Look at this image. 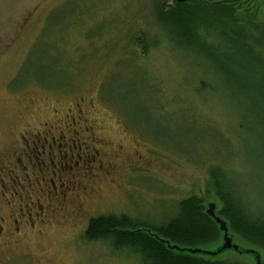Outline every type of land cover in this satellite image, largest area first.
I'll list each match as a JSON object with an SVG mask.
<instances>
[{"label": "rangeland", "instance_id": "374dc122", "mask_svg": "<svg viewBox=\"0 0 264 264\" xmlns=\"http://www.w3.org/2000/svg\"><path fill=\"white\" fill-rule=\"evenodd\" d=\"M213 1L185 2L195 34L181 35L158 17L170 0H0V264H141L86 240L88 220L126 214L159 224L189 195L220 216L213 165L228 172L251 213L264 210V75L221 35L241 33L264 56V0H228L224 11ZM67 112L88 119V131L72 125L80 134L72 154L93 152L95 176L78 177L84 187L61 217L31 223L27 208L44 203L42 177L68 175L15 161L23 134L57 117L64 133ZM19 182L25 198L11 199L9 184ZM20 213L15 229L10 215ZM228 235L238 250L210 258L255 264L245 252L252 248L264 261L263 249ZM222 241L221 231L204 249Z\"/></svg>", "mask_w": 264, "mask_h": 264}, {"label": "trees", "instance_id": "16d2710c", "mask_svg": "<svg viewBox=\"0 0 264 264\" xmlns=\"http://www.w3.org/2000/svg\"><path fill=\"white\" fill-rule=\"evenodd\" d=\"M186 1L168 6L163 3L158 12L160 21L164 20L166 24L174 25L181 35L194 33L187 26L184 17ZM213 2L219 11L227 10L228 0ZM221 35L236 47L244 49L249 58L259 65L264 75V56L255 52L245 42V37L241 33L228 36L221 32ZM227 174L228 172L218 165L208 168V176L221 199L219 215L225 220L230 232L264 250V210L251 213L250 204L235 191L233 181ZM220 232L218 224L206 213L201 197L189 195L180 199L174 213L159 224L141 222L126 214H101L91 217L85 227L84 237L88 241H106L114 250L131 252L138 256L141 264H243L210 258L208 255L191 254L167 246L204 249V245L216 241Z\"/></svg>", "mask_w": 264, "mask_h": 264}, {"label": "flooded vegetation", "instance_id": "af4514ba", "mask_svg": "<svg viewBox=\"0 0 264 264\" xmlns=\"http://www.w3.org/2000/svg\"><path fill=\"white\" fill-rule=\"evenodd\" d=\"M184 1L186 0H170V4ZM64 116L65 122L68 121V123H65V127L67 128L64 133H60L58 126L54 125V122L61 119V117H57L54 121L46 120L43 122L45 127L44 130L31 134L28 136L29 138L25 137L23 134V138L26 141V148L20 150L19 157H17L15 161L23 164V167H26L28 164L39 165L38 171L43 174L47 172L49 166H54L57 169H51L53 174L59 170L62 174L64 173L63 175H68L60 179V182L56 181L54 178L42 177L44 187H40L38 190L40 191V196L44 203L37 200L36 202H32V205L27 208V215L29 219H31V223L33 221L45 222V220L53 219L56 216L61 217L64 207L69 203V198L75 196L84 187L78 180V177L90 178L95 176L93 173L96 168L91 167L94 165L92 163L95 159L93 152L89 155L84 152V156L77 153V158H74V154H72L73 147L76 146V144L73 145V142L76 137L80 135L78 134L79 130L72 132V129H74L72 125H77L80 129L88 131V129H90V124L87 123V117L82 116V114H77L76 116L69 112L65 113ZM80 138L84 137L80 136ZM63 145L66 147L64 149L65 153L61 154L60 150ZM17 162L15 165H17ZM56 162L59 165H56ZM65 166H68L70 170L64 169ZM9 186L12 188V190L9 191L12 195L11 199H14V196H17V199L20 200L25 198L24 194L21 195V192L23 193L21 189V186H23L22 183L19 182L20 188L14 184H9ZM19 209L22 211L23 206L19 207ZM22 215L23 213L15 217H13L12 214L10 215L11 218L14 219L13 221L16 225L15 229L18 227L20 219L23 218ZM75 216L77 217L78 213H75Z\"/></svg>", "mask_w": 264, "mask_h": 264}, {"label": "water", "instance_id": "95a60500", "mask_svg": "<svg viewBox=\"0 0 264 264\" xmlns=\"http://www.w3.org/2000/svg\"><path fill=\"white\" fill-rule=\"evenodd\" d=\"M181 1V0H180ZM206 213L214 219V221L218 224V228L222 231V243L219 248L215 250H207V249H201V248H179L177 245H167L170 248H174L179 251H186L191 254H202V255H208V256H215L217 253H219L222 250L225 249H233L238 250V245L236 243L232 242V238L230 235H228V229L226 226V222L224 219H222L220 216L216 215L214 212V204L209 203L208 208L206 209ZM246 253H250L254 257L255 264H264V261H262V258L260 254L252 248L245 249Z\"/></svg>", "mask_w": 264, "mask_h": 264}]
</instances>
